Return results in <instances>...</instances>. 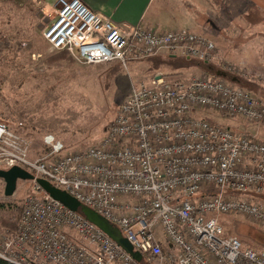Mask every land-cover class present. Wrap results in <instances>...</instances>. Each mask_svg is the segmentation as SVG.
Wrapping results in <instances>:
<instances>
[{"label": "built area", "instance_id": "obj_1", "mask_svg": "<svg viewBox=\"0 0 264 264\" xmlns=\"http://www.w3.org/2000/svg\"><path fill=\"white\" fill-rule=\"evenodd\" d=\"M40 3L48 21L44 39L79 66L126 68L163 53L207 63L216 58L215 43L189 29L118 25L82 0ZM211 110L264 125V102L242 87L204 75L161 74L134 86L104 139L86 150L63 155L64 145L50 135L49 152L32 159L29 141L0 122V169L17 166L35 177L0 257L12 264H264V248H245L219 221L242 216L264 229V202L256 200L264 197V142L199 116ZM37 179L109 221L143 261L50 198Z\"/></svg>", "mask_w": 264, "mask_h": 264}, {"label": "rangeland", "instance_id": "obj_2", "mask_svg": "<svg viewBox=\"0 0 264 264\" xmlns=\"http://www.w3.org/2000/svg\"><path fill=\"white\" fill-rule=\"evenodd\" d=\"M231 1L232 18L239 16L237 10L247 11L244 4L238 6L236 0ZM42 9L40 0H0V45L2 39L8 42L0 52V122L29 141L32 159L49 152L45 138L50 135L64 145L63 155L101 143L134 86L150 84L156 74L185 80L209 76L195 60L164 53L128 62L126 68L119 62L97 66H79L73 60L56 62L50 58L60 51H55L43 37L48 21ZM250 12V21H261L257 13ZM242 86L249 88L245 83ZM199 116L264 142V125L224 117L213 110ZM33 190L32 182L19 181L14 196L6 197L5 183L0 180V253L4 251V237L11 234L1 221H15L18 207L23 208ZM256 200L264 202V197ZM219 221L226 235L238 238L245 248H264V229L249 219L222 215ZM67 231L74 242L84 244L73 229Z\"/></svg>", "mask_w": 264, "mask_h": 264}, {"label": "crops", "instance_id": "obj_3", "mask_svg": "<svg viewBox=\"0 0 264 264\" xmlns=\"http://www.w3.org/2000/svg\"><path fill=\"white\" fill-rule=\"evenodd\" d=\"M41 1L53 5L57 0ZM82 1L118 25L142 24L159 33L189 29L208 38L217 47L214 64L244 69L246 90L264 102V0H236L235 4H244L247 10H237L236 18L231 17V0ZM250 11L261 21H250Z\"/></svg>", "mask_w": 264, "mask_h": 264}, {"label": "water", "instance_id": "obj_4", "mask_svg": "<svg viewBox=\"0 0 264 264\" xmlns=\"http://www.w3.org/2000/svg\"><path fill=\"white\" fill-rule=\"evenodd\" d=\"M0 180L5 183V196L12 197L16 193L19 181H34L35 177L30 172L16 166L9 170H0ZM36 182L50 198L59 202L72 212L84 216L89 222L115 241L123 250L129 253L136 261H143L142 255L134 251V248L122 235L121 231L97 212L82 204L68 192L55 187L46 179H37Z\"/></svg>", "mask_w": 264, "mask_h": 264}, {"label": "trees", "instance_id": "obj_5", "mask_svg": "<svg viewBox=\"0 0 264 264\" xmlns=\"http://www.w3.org/2000/svg\"><path fill=\"white\" fill-rule=\"evenodd\" d=\"M7 45H8V42L5 39H2V44L0 45V52H2V50L5 49L7 47ZM170 57H172V56H170ZM173 58H176V57H173ZM50 59H52L56 62L60 61V60L72 61L69 54L65 51L59 52L57 55L53 56ZM187 60L191 61L193 59H187ZM194 63H197V65L202 66L204 71L209 75L208 77H210L212 79H225L226 81H228V82H230L236 86L242 87V88H243L242 85H244V83L246 82L243 80L244 78H242L241 76H238L232 72L225 71L222 67L219 68V66H217L216 64H214L212 62L207 63V62H200V61L195 60ZM2 206L3 205L0 204V208ZM21 210H22V207H18V215L14 218L15 221H13L11 219L1 221L2 227H4L7 230L6 232L13 234L17 231L18 223H19V219H20V215H21ZM0 264H12V263H10V262H8V261H6L0 257Z\"/></svg>", "mask_w": 264, "mask_h": 264}]
</instances>
